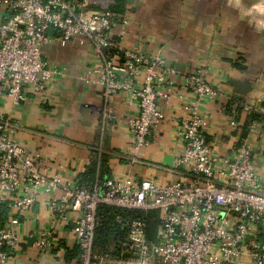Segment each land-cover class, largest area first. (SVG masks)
I'll return each mask as SVG.
<instances>
[{"label": "built area", "instance_id": "1", "mask_svg": "<svg viewBox=\"0 0 264 264\" xmlns=\"http://www.w3.org/2000/svg\"><path fill=\"white\" fill-rule=\"evenodd\" d=\"M0 0V205L9 213L0 225V264H8L19 250L20 217L38 200L49 196L46 207L56 222L70 225L77 246L71 264H104L105 256L94 251L97 209L157 212L153 236L148 219H118L124 239L118 258L131 264H264V172L256 168L255 138L264 137V105L244 106L247 116H260L247 123L238 119L236 103L226 101L219 114L232 135L229 154L220 155L209 140L202 101L218 95L200 65L180 74L167 65L160 51L140 52L122 41L128 30L125 14L110 9L113 0ZM77 41L88 46L95 64L90 82L101 90V104L90 108L101 130L109 121L129 136L124 165L110 166L109 177L87 189L78 177H61L41 170L36 156L8 134L4 117L6 101L16 107L29 95L41 103L51 99L54 85L67 76L64 68L43 58L50 43ZM192 100L182 103L175 118L174 145L169 163L143 158L163 120L160 100L175 96V78ZM134 111L116 116L113 100ZM88 107L87 105H85ZM247 123V124H246ZM258 148V147H257ZM100 156L98 155V160ZM172 176L161 181L141 176L143 170ZM264 171V170H263ZM60 191V196L53 195ZM9 202V203H6ZM54 229L38 232L34 249L47 251L56 243Z\"/></svg>", "mask_w": 264, "mask_h": 264}, {"label": "crops", "instance_id": "2", "mask_svg": "<svg viewBox=\"0 0 264 264\" xmlns=\"http://www.w3.org/2000/svg\"><path fill=\"white\" fill-rule=\"evenodd\" d=\"M94 1L90 7L100 8L103 0ZM3 13L0 11V21ZM122 14L129 24L122 41L126 48L160 51L180 74L200 65L218 91L216 98L202 101L199 107L207 120L209 140L218 154H229L232 135L219 114L224 103L229 100L240 106L236 110L240 120L247 117L244 106L264 105V0H126ZM43 58L64 68L67 76L54 85L48 103L32 95L16 107L5 102L4 117L12 128L8 136L33 153L47 174L79 178L91 163L98 166V155L107 156L109 167L116 162L124 165L123 157L118 160L117 156L127 155L129 136L112 121L101 130L98 116L90 109L102 99L99 86L90 82V68L96 59L87 44L50 43L43 48ZM181 86L182 79L176 77L175 96L159 101L163 120L151 145L141 151L143 158L170 162L174 119L182 114V103L192 100ZM123 99L119 95L113 100L116 116L134 111ZM254 142L258 147L256 168L264 172V137ZM141 173L161 181L173 178L150 169ZM60 194L56 191L53 195ZM48 198L39 192L38 200L20 217L19 250L8 264H71L73 259L68 257L77 255L70 225L54 220L56 215L46 207ZM1 219L3 224L5 219ZM51 227L55 245L45 252L35 250L38 232ZM102 256L107 257L104 264H131L108 254Z\"/></svg>", "mask_w": 264, "mask_h": 264}, {"label": "trees", "instance_id": "3", "mask_svg": "<svg viewBox=\"0 0 264 264\" xmlns=\"http://www.w3.org/2000/svg\"><path fill=\"white\" fill-rule=\"evenodd\" d=\"M125 3L126 0H113V4L111 5L110 9L121 14ZM259 118L261 117L255 114H250L247 116V123ZM109 175L110 167L108 164V158L106 155H102L100 156L98 166H96V163H91V165L85 170L83 174L80 175L78 179L81 184H84L87 187V189H92L95 184L100 187L101 184H103V182L109 177ZM4 207L5 205H0V217H2L1 220H6V216L8 215V209ZM135 215L143 216L145 219H150L148 220L147 225L150 236H153L157 226V212L152 211L148 212L146 215H143V213L140 212H130L107 205H100L97 209L98 221L94 230V251L100 255L108 254L109 256L111 255L118 257V246L124 239V232L121 230V224L117 220H123V218H128ZM68 258L76 259L77 255L74 256L73 254Z\"/></svg>", "mask_w": 264, "mask_h": 264}, {"label": "water", "instance_id": "4", "mask_svg": "<svg viewBox=\"0 0 264 264\" xmlns=\"http://www.w3.org/2000/svg\"><path fill=\"white\" fill-rule=\"evenodd\" d=\"M167 65H170V63H167Z\"/></svg>", "mask_w": 264, "mask_h": 264}]
</instances>
